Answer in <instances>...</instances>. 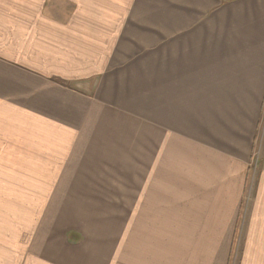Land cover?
<instances>
[{"label":"crops","instance_id":"obj_1","mask_svg":"<svg viewBox=\"0 0 264 264\" xmlns=\"http://www.w3.org/2000/svg\"><path fill=\"white\" fill-rule=\"evenodd\" d=\"M7 97L61 208L0 264H264V0H0Z\"/></svg>","mask_w":264,"mask_h":264},{"label":"rangeland","instance_id":"obj_2","mask_svg":"<svg viewBox=\"0 0 264 264\" xmlns=\"http://www.w3.org/2000/svg\"><path fill=\"white\" fill-rule=\"evenodd\" d=\"M13 97L6 99L0 98V131L3 132H11L14 130H23V127L21 123H17L15 120L16 113L14 112V108H12L13 104ZM5 135H0V213L2 211L7 212V217H13L16 212H19L22 210V220H23V232L24 235L28 232H30V229L28 228L31 224V203L34 206V208H37L39 213H42L41 210H43V213L46 212V209H51V206L53 208L55 207V210H58L61 208L59 203H55L52 205V203L47 202L45 199L47 194V188L46 187H32L29 184L30 177L32 173V166L35 163H38L41 169L43 165L46 164L47 160L52 163L53 158L52 156H47L42 149H35L34 146L37 143H41L40 140L35 139H25V138H4ZM47 143V140L44 141ZM43 143V142H42ZM44 144V146H47V144ZM41 145V144H40ZM261 145V141H258V147H257V153L253 157L252 160V169L256 167V164L259 162V148ZM45 150V149H43ZM44 153V154H43ZM32 164V165H31ZM41 174V171H39ZM26 175V177H24ZM32 191L34 192L32 196ZM20 196L22 198H20ZM23 200V202H30L29 204L26 203V206L22 209L14 206V201H20ZM80 205V204H78ZM52 211V210H51ZM50 211V212H51ZM18 214V213H17ZM55 217L58 220L64 219V213H61L59 211H56ZM19 216V215H17ZM76 217L74 219L75 224L74 227L75 231L82 229L83 231H86V228L84 226H81L79 224V216L77 217V213L74 214ZM0 217H4L3 215H0ZM70 217H67L69 219ZM73 219L71 218V221ZM35 222V221H33ZM72 238V237H71ZM45 248V246H44ZM39 257L42 253L45 255V252L41 251L42 247L39 248ZM71 251H73L71 249ZM62 252L60 251V256L56 258V263L61 264L62 262ZM240 256H237L236 258H239ZM41 260V257H40Z\"/></svg>","mask_w":264,"mask_h":264}]
</instances>
